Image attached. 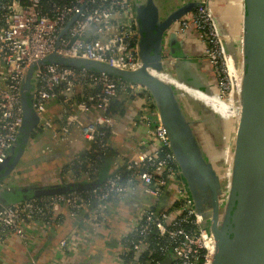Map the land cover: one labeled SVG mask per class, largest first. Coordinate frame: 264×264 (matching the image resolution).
Here are the masks:
<instances>
[{
    "label": "built area",
    "instance_id": "2783aa9c",
    "mask_svg": "<svg viewBox=\"0 0 264 264\" xmlns=\"http://www.w3.org/2000/svg\"><path fill=\"white\" fill-rule=\"evenodd\" d=\"M196 1L199 5L178 19L175 34H190L201 43L220 95L230 90L229 97V62L213 21L214 0ZM137 43L133 0H0V165L18 140L22 126L21 85L30 65L55 54L133 72L138 64ZM139 93L144 94V102L154 111L149 94L137 83L58 64H43L35 70L31 107L39 118L37 129L49 131L55 146L76 143V135L87 145L82 153L93 155L72 156L66 170H60L64 181L94 182L98 173L96 159L106 155L109 139L117 136L118 115L111 113L112 104L120 94ZM51 102L59 108L57 120L46 117ZM155 116L146 139L138 144L143 148L151 142L155 148L136 152L125 160L122 173H112L89 193L71 191L11 204L0 201V247L11 236L26 245L33 239L27 236L28 226L45 230L61 211L71 220L83 217L93 229L103 228L108 224L113 201L140 189L153 203L120 242V256L130 254L126 264H161L167 256L172 260L170 264H209L211 239L191 206L167 132ZM149 120L144 115L132 124L149 125ZM56 123L58 128L54 127ZM40 152L44 154L46 150ZM75 164L84 169L75 172ZM165 193L171 194L172 203L153 211ZM81 237L74 234L59 241L65 264L75 261L81 251ZM144 253L147 260L140 261ZM154 254L163 260L155 261Z\"/></svg>",
    "mask_w": 264,
    "mask_h": 264
},
{
    "label": "water",
    "instance_id": "95a60500",
    "mask_svg": "<svg viewBox=\"0 0 264 264\" xmlns=\"http://www.w3.org/2000/svg\"><path fill=\"white\" fill-rule=\"evenodd\" d=\"M190 1L176 9L167 2L161 6L153 0H144L134 6L138 64L133 72L55 54L30 65L21 85L22 126L18 140L0 165V195L4 189L2 182L16 173L30 135L39 125V118L31 107L35 70L43 64H58L104 72L126 82L137 83L149 94L158 121L167 132L169 147L191 206L211 239L213 253L209 264H264V0H242L244 11L239 37L228 31L227 13L223 11L213 17L222 52L231 58L241 83L238 98H234L236 127L225 190L223 175L213 168L215 157L219 155L218 164L221 163L228 145V133L224 134L225 127L219 114L211 106L190 98L191 107L201 114H196L195 119L204 127L207 143L211 146L206 148L202 135L197 133L199 125L187 117L173 87L160 78L173 74L184 87L207 96L214 95L186 56L173 50V45L182 42L185 36H177L176 28L172 31V27L174 24L177 26L180 17L199 5L196 0ZM235 39L239 43L240 64L235 58ZM207 64L211 71L209 62ZM186 98L189 99L188 96ZM95 187L96 183L66 182L35 190L24 189L21 198ZM171 261L167 256L161 264H170Z\"/></svg>",
    "mask_w": 264,
    "mask_h": 264
},
{
    "label": "crops",
    "instance_id": "0c3cea01",
    "mask_svg": "<svg viewBox=\"0 0 264 264\" xmlns=\"http://www.w3.org/2000/svg\"><path fill=\"white\" fill-rule=\"evenodd\" d=\"M143 1L133 0V5L141 4ZM153 1L155 4L160 3L161 6L167 2L175 9L191 3L190 0ZM219 1L216 5L215 15L222 14L223 11L227 13L226 23L228 31L234 37H239L244 11L242 0ZM163 19H167V17ZM175 28L176 24H174L171 30L173 31ZM186 36L182 42L173 45V50L175 52L178 50L186 56V60L192 64L200 75V78L212 89L214 95L207 96L200 91L184 87L173 74H170L168 78L164 75L160 78L173 87L175 94L185 109L187 117L199 125L197 133L202 135L205 142L204 147L206 148L211 146L207 143V135L203 125L197 122L198 119H195L198 111L191 107L190 101L192 99L190 100V98H194L195 101H199L206 106H211L219 114L225 127L224 134L228 133V145L221 163L218 164L220 156L215 157L213 168L227 179L232 163L233 131L236 127L237 113L235 102L232 103L228 98L220 97L213 75L208 68V62L203 56L201 43L194 40L190 34ZM234 42V48H236L234 51L235 58L238 64H240L239 43L236 39ZM236 73L237 75L239 74L237 71ZM186 95L189 99L186 98ZM143 96V93H139L136 96L120 94L115 100L116 102L118 101L117 109L121 110L123 115L120 116L121 119L115 126L117 136H112L109 139L110 148L114 152V156L109 159L110 173L120 170L125 160L134 156L136 152L140 150L142 152H150L156 146L155 144L151 145V142L143 148L138 146L141 140L146 139L148 127L153 125L156 119L155 111H152L149 105L145 107ZM150 110L152 113H150ZM58 113L59 108L56 102H51L47 106L46 117L57 120ZM144 115L150 119L149 125L137 124L133 126L132 122L136 121L139 117H144ZM198 115L201 114L199 113ZM54 127L58 128V124L56 123ZM75 137L77 138L76 143L55 146L54 142L50 139L49 131L41 129L32 131L26 152L21 157L20 166L15 171L16 173L11 174L2 182L4 189L0 195V201L10 203L13 200H23L21 196L24 189L32 188L35 190L45 186L66 183L62 179L60 170L68 163L72 156L80 155L87 147L78 136L75 135ZM41 150H46V152L42 154ZM57 172V178L51 175ZM42 176L46 177L45 181H43ZM47 178L51 181H47ZM6 183L8 184L5 189ZM152 203V199L143 195L140 189L129 192L123 198L113 201L108 224L99 229H93L83 217L71 220L67 217L66 212L61 211L55 215L53 225L45 230L28 226L30 230L27 236H31L33 239L28 240L26 245L15 236L9 237L6 244L0 247V264H65L60 257L61 249L59 241L74 234L82 236L81 238H84V240L80 241L82 247L75 261H69L67 264H122L120 252L118 251L120 242L138 220L140 214L151 207ZM171 203V194L165 193L157 202V205H159V209H163L168 208Z\"/></svg>",
    "mask_w": 264,
    "mask_h": 264
},
{
    "label": "trees",
    "instance_id": "16d2710c",
    "mask_svg": "<svg viewBox=\"0 0 264 264\" xmlns=\"http://www.w3.org/2000/svg\"><path fill=\"white\" fill-rule=\"evenodd\" d=\"M214 13H215V10H214ZM117 107H118V101L117 102L114 101V103L111 106V113H113V115H115V114L119 115V116L123 115L122 111L117 109ZM80 156H81V158H85V157L93 158V155H89V154H87V152L81 153ZM113 156H114L113 149L109 147V149H108V151H107L105 156H103L102 158L96 159V163H97V166H98V173L94 177V182H93V183H96V186H98L99 184L103 183L107 178H109L111 176L112 173L109 172V159L112 158ZM66 167L67 166L65 165L62 168L63 172L66 170ZM73 169H74L75 172H78L79 170L84 169V167L83 166H78V165L75 164V166H73ZM121 170H122V167L117 172L118 173H122ZM89 192H90V190H85V191H82L80 193L87 194ZM19 201H23V200H13V201H11L10 203H7V204H11V203H14V202H19ZM158 209H159V205L152 207L153 211H156ZM151 242H154V239H152ZM129 257H130V254L129 255H122L120 257L121 262H123V264L128 263ZM147 258H148L147 253H144L141 256L140 261L147 260ZM153 258H154L155 261H160L161 260L160 256H158L157 254H154Z\"/></svg>",
    "mask_w": 264,
    "mask_h": 264
},
{
    "label": "bare ground",
    "instance_id": "6f19581e",
    "mask_svg": "<svg viewBox=\"0 0 264 264\" xmlns=\"http://www.w3.org/2000/svg\"><path fill=\"white\" fill-rule=\"evenodd\" d=\"M227 61L229 62V79L231 84V93L228 100L233 101L234 98H238L239 88H240V77L237 75L236 70L231 65L230 57H226Z\"/></svg>",
    "mask_w": 264,
    "mask_h": 264
},
{
    "label": "rangeland",
    "instance_id": "374dc122",
    "mask_svg": "<svg viewBox=\"0 0 264 264\" xmlns=\"http://www.w3.org/2000/svg\"><path fill=\"white\" fill-rule=\"evenodd\" d=\"M220 1L219 0H214L213 2H211V8H212V10H215L216 9V5L219 3ZM222 2V1H221ZM238 71L239 72H241V68H239L238 69ZM229 92H230V90H229ZM229 92H225V96H221L220 95V92H219V90H218V93H219V95H220V97H222V98H227L228 97V94L227 93H229ZM227 94V95H226ZM232 103L234 102V100L233 101H231ZM144 105H145V107L147 106V104L146 103H144ZM150 113H152V111L150 110ZM116 123H118L119 121H120V119H121V117L120 116H117L116 118ZM234 138V137H233ZM52 176H56V178H57V175H58V172L55 174V173H52L51 174ZM43 178V181H45V179H46V177L45 176H42ZM224 177V176H223ZM223 181V184H224V190L226 189V187H227V183H228V178L226 179L225 177L222 179ZM47 181H51V180H49V178H47Z\"/></svg>",
    "mask_w": 264,
    "mask_h": 264
}]
</instances>
